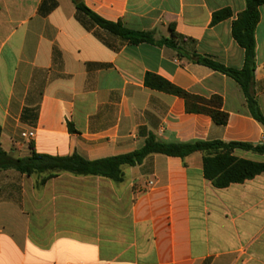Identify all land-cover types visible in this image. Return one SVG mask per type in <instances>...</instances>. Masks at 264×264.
<instances>
[{
	"label": "crops",
	"instance_id": "0c3cea01",
	"mask_svg": "<svg viewBox=\"0 0 264 264\" xmlns=\"http://www.w3.org/2000/svg\"><path fill=\"white\" fill-rule=\"evenodd\" d=\"M98 17L134 32L182 40L177 48L130 45L101 29L72 0H0L1 145L87 161L165 143L264 144L241 87L195 56L241 70L245 50L233 23L246 0H79ZM231 16L214 24L216 14ZM255 31L254 96L264 117V5ZM148 74L229 115L218 126L189 114L185 101L146 87ZM70 127L74 132L70 131ZM35 133L24 139L22 134ZM234 155L264 163V154ZM123 179L0 172V264H264V175L217 189L203 155H150L124 166Z\"/></svg>",
	"mask_w": 264,
	"mask_h": 264
},
{
	"label": "trees",
	"instance_id": "16d2710c",
	"mask_svg": "<svg viewBox=\"0 0 264 264\" xmlns=\"http://www.w3.org/2000/svg\"><path fill=\"white\" fill-rule=\"evenodd\" d=\"M76 3L79 11L87 14L95 25L101 29L123 39L130 45L151 44L159 47L177 48L181 38L170 27L171 38L156 39L154 32H134L126 29L120 23L108 22L90 10L79 0ZM247 8L233 23L232 34L238 45L245 50V62L241 70L225 67L210 58L195 56L192 60L214 72L233 79L242 89L247 100L252 117L264 128V117L254 96V72L256 69V40L255 31L260 22V7L264 0H246ZM231 16L230 11H223L214 17V24ZM146 87L179 97L185 101L189 114H203L210 116L218 126H226L229 115L223 111V99L214 96L205 99L192 95L169 81L148 74L145 79ZM70 131L74 130L70 127ZM1 138V129H0ZM237 149L264 154V144L248 145L241 143H224L220 141L191 143H165L155 136H150L141 150L133 153L102 159L87 161L78 155L70 157H52L33 152L29 158H15L5 152L0 141V172L13 170L28 177L41 178L40 186L59 174L68 173L78 177L99 176L115 182L123 179L124 166L141 165L150 155H165L185 159L195 153L203 155V172L206 180L217 189H226L234 184H243L260 175H264V163H257L240 159L234 155Z\"/></svg>",
	"mask_w": 264,
	"mask_h": 264
},
{
	"label": "built area",
	"instance_id": "2783aa9c",
	"mask_svg": "<svg viewBox=\"0 0 264 264\" xmlns=\"http://www.w3.org/2000/svg\"><path fill=\"white\" fill-rule=\"evenodd\" d=\"M22 138H24V139H33V138H35V133L34 132L24 133V134H22Z\"/></svg>",
	"mask_w": 264,
	"mask_h": 264
}]
</instances>
